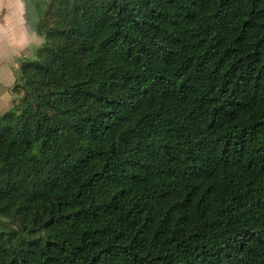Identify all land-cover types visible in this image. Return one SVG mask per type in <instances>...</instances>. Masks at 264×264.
I'll return each instance as SVG.
<instances>
[{"label":"trees","instance_id":"obj_1","mask_svg":"<svg viewBox=\"0 0 264 264\" xmlns=\"http://www.w3.org/2000/svg\"><path fill=\"white\" fill-rule=\"evenodd\" d=\"M0 112V264H264V0H39Z\"/></svg>","mask_w":264,"mask_h":264},{"label":"crops","instance_id":"obj_2","mask_svg":"<svg viewBox=\"0 0 264 264\" xmlns=\"http://www.w3.org/2000/svg\"><path fill=\"white\" fill-rule=\"evenodd\" d=\"M38 1L0 0V58L8 60L5 66L10 77L3 86L0 83V112L12 99L10 89L15 81V59L31 55L41 42L36 32ZM5 90L6 94H3Z\"/></svg>","mask_w":264,"mask_h":264},{"label":"rangeland","instance_id":"obj_3","mask_svg":"<svg viewBox=\"0 0 264 264\" xmlns=\"http://www.w3.org/2000/svg\"><path fill=\"white\" fill-rule=\"evenodd\" d=\"M41 43V42H40ZM40 45V44H39ZM15 63H16V69H15V71H14V76H15V74H16V71H17V67H18V59H15ZM8 64V60L6 59V61H5V59L4 58H0V83H1V85H2V83H5V82H7V80L8 79H10V77L8 76V73H7V70H8V67H6L5 65H7ZM3 86V85H2ZM6 91L7 90H5V92H3V94H6ZM6 103H8V101H5ZM8 107H9V104L7 105V107L5 108V110L6 109H8ZM4 110V111H5ZM2 111V110H1ZM3 112V111H2Z\"/></svg>","mask_w":264,"mask_h":264}]
</instances>
